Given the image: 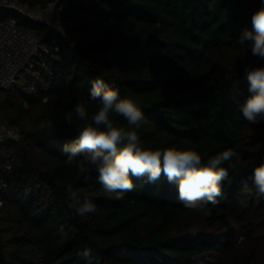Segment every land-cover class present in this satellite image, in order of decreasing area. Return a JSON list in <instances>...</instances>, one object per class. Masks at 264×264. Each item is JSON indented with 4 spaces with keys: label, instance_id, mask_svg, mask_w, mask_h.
Here are the masks:
<instances>
[{
    "label": "trees",
    "instance_id": "trees-1",
    "mask_svg": "<svg viewBox=\"0 0 264 264\" xmlns=\"http://www.w3.org/2000/svg\"><path fill=\"white\" fill-rule=\"evenodd\" d=\"M22 1L54 3L64 32L12 14L47 52L11 89L0 88V118L21 133L0 140V264H84L77 252L85 247L100 264H264V197L252 182L264 163V122L248 124L239 109L248 95L245 66L264 61L236 43L260 0ZM96 78L142 109L146 148L240 153L243 163L228 170L211 216L186 209L163 176L156 184L133 178L135 190L115 200L94 168L85 179L65 163L60 149L78 135V121L64 117L90 100ZM86 106L96 111L95 103ZM41 120L53 122L54 137ZM117 123L126 126L123 118ZM68 184L97 211L76 215L66 203Z\"/></svg>",
    "mask_w": 264,
    "mask_h": 264
},
{
    "label": "clouds",
    "instance_id": "clouds-1",
    "mask_svg": "<svg viewBox=\"0 0 264 264\" xmlns=\"http://www.w3.org/2000/svg\"><path fill=\"white\" fill-rule=\"evenodd\" d=\"M260 5L251 15V28L243 29L236 43L264 61V0H260ZM244 73L248 95L239 109L248 124H259L264 122V64L246 65ZM89 98L77 102L64 117L68 125L78 121V135L60 149L66 164L74 166L85 179L90 168H94L103 190L114 194L115 200H122L125 193L135 190L133 178L156 184L163 176L167 183L175 185L177 198L186 209L211 216L209 205H215L222 195L228 170H236L243 163L239 152L227 148L208 156L190 146L146 148L138 130L147 121L132 97L121 96L118 88L96 78L91 81ZM89 102L96 104L95 112H89ZM118 118H123L126 126L118 124ZM39 128L49 137L55 136L53 122L41 120ZM252 182L256 195L264 197V163L254 168ZM243 187L250 191L246 183ZM65 193L67 206L76 215L85 217L97 211L96 204L71 184L66 185ZM57 231L62 238L67 236L63 225ZM188 232L195 235L197 229L192 227ZM77 257L84 264H100V257L87 247L78 251Z\"/></svg>",
    "mask_w": 264,
    "mask_h": 264
},
{
    "label": "built area",
    "instance_id": "built-area-1",
    "mask_svg": "<svg viewBox=\"0 0 264 264\" xmlns=\"http://www.w3.org/2000/svg\"><path fill=\"white\" fill-rule=\"evenodd\" d=\"M12 14L44 24L58 33L64 32L54 3L41 8L22 0H0V88L5 90L16 85L17 75L22 69L33 67L34 59L47 52L37 33L19 25ZM20 136L17 126L0 118V140H19Z\"/></svg>",
    "mask_w": 264,
    "mask_h": 264
}]
</instances>
